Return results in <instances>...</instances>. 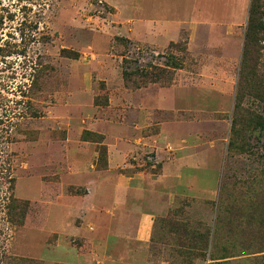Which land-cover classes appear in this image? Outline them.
I'll return each mask as SVG.
<instances>
[{
  "label": "rangeland",
  "instance_id": "obj_1",
  "mask_svg": "<svg viewBox=\"0 0 264 264\" xmlns=\"http://www.w3.org/2000/svg\"><path fill=\"white\" fill-rule=\"evenodd\" d=\"M249 3L0 0V264H264Z\"/></svg>",
  "mask_w": 264,
  "mask_h": 264
},
{
  "label": "trees",
  "instance_id": "obj_2",
  "mask_svg": "<svg viewBox=\"0 0 264 264\" xmlns=\"http://www.w3.org/2000/svg\"><path fill=\"white\" fill-rule=\"evenodd\" d=\"M173 66L179 68V65ZM154 69L157 70L156 74L165 70L159 67ZM151 75V71L138 69L123 71L126 80H131L134 76L145 78ZM238 78L233 130L237 133L245 129L259 131L264 137V113L259 112L260 106L255 103L259 101L264 106V0H250ZM245 91L253 98L249 106H243ZM262 110L264 111V107ZM262 147L264 156V143Z\"/></svg>",
  "mask_w": 264,
  "mask_h": 264
},
{
  "label": "crops",
  "instance_id": "obj_3",
  "mask_svg": "<svg viewBox=\"0 0 264 264\" xmlns=\"http://www.w3.org/2000/svg\"><path fill=\"white\" fill-rule=\"evenodd\" d=\"M154 19V18H153ZM156 19V18H155Z\"/></svg>",
  "mask_w": 264,
  "mask_h": 264
}]
</instances>
